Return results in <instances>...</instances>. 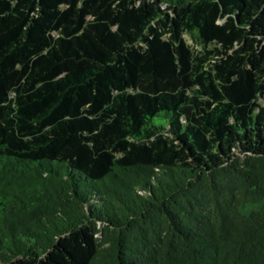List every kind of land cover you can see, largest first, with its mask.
Here are the masks:
<instances>
[{
	"label": "trees",
	"instance_id": "16d2710c",
	"mask_svg": "<svg viewBox=\"0 0 264 264\" xmlns=\"http://www.w3.org/2000/svg\"><path fill=\"white\" fill-rule=\"evenodd\" d=\"M262 97L264 0H0V264H264Z\"/></svg>",
	"mask_w": 264,
	"mask_h": 264
},
{
	"label": "rangeland",
	"instance_id": "374dc122",
	"mask_svg": "<svg viewBox=\"0 0 264 264\" xmlns=\"http://www.w3.org/2000/svg\"><path fill=\"white\" fill-rule=\"evenodd\" d=\"M185 41L190 46V48L193 50L194 54L200 55L204 53V48L200 42L199 35L196 31H194L192 34H185L184 35ZM212 46V45H211ZM209 46V47H211ZM261 103H264V98L262 97L260 99ZM264 209V200L258 203H249L245 206L241 207V212L243 214H250L253 211H258Z\"/></svg>",
	"mask_w": 264,
	"mask_h": 264
}]
</instances>
